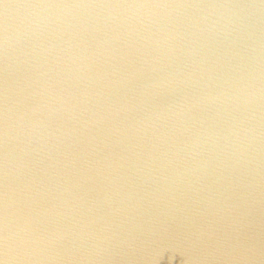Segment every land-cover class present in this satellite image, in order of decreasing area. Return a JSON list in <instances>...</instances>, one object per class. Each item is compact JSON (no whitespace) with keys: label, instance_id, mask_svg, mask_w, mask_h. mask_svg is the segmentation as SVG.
Listing matches in <instances>:
<instances>
[{"label":"water","instance_id":"water-1","mask_svg":"<svg viewBox=\"0 0 264 264\" xmlns=\"http://www.w3.org/2000/svg\"><path fill=\"white\" fill-rule=\"evenodd\" d=\"M3 264H264V0H0Z\"/></svg>","mask_w":264,"mask_h":264},{"label":"snow or ice","instance_id":"snow-or-ice-1","mask_svg":"<svg viewBox=\"0 0 264 264\" xmlns=\"http://www.w3.org/2000/svg\"><path fill=\"white\" fill-rule=\"evenodd\" d=\"M0 264H3V261L2 260H0Z\"/></svg>","mask_w":264,"mask_h":264}]
</instances>
